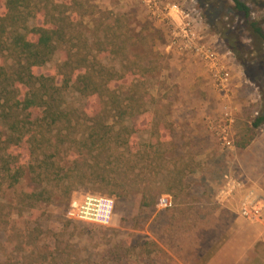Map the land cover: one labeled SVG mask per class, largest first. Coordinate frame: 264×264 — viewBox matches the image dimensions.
<instances>
[{
	"label": "rangeland",
	"instance_id": "obj_1",
	"mask_svg": "<svg viewBox=\"0 0 264 264\" xmlns=\"http://www.w3.org/2000/svg\"><path fill=\"white\" fill-rule=\"evenodd\" d=\"M84 1L95 5L94 14L86 17L83 24L90 42L95 33L101 32L96 23L103 13L123 16L129 36H134L130 44L137 41L132 47L142 63L158 61L156 76L146 74L147 91L153 97L148 110L126 120V124L140 128L135 138L139 148L107 152L93 158L79 155L74 147L68 150L66 145L61 158L64 161L78 159L76 166L81 168L78 172L83 173L84 178L74 179L79 184L69 199L61 195L60 189L48 186L55 190L53 200L42 203L33 213H21L16 208L22 191L40 189L32 175L27 174L16 189L8 188L0 175V258L10 264H40L48 255L46 264H62L59 255L71 254L74 263L112 264L109 257L112 249L127 254L129 264H199L220 246L235 244L231 240L233 231L241 228L248 229V235L254 234L257 229L252 222L242 218L246 224L239 226L236 221L240 216L238 200L228 209L215 198L227 173L241 178L250 190L264 194V124L257 128L254 140L244 149L225 146L221 136L227 128L230 137L237 140L240 128L251 124L264 110V66L255 59L247 71L227 43L226 37L231 33L247 48L256 46L249 31L242 27L240 17L231 9L232 2ZM243 1L252 7L253 15L264 18V0ZM153 4L157 6L155 9ZM174 4L194 13L198 38L204 44L214 45L222 65L232 71L230 88L223 90L218 86L206 61L197 57L192 49L181 48L180 43L169 46L173 28L181 23L174 18L176 15L169 14L181 13L170 8ZM262 25L264 27V21ZM65 56L66 50L59 48L53 60L37 72L57 73ZM103 61L119 69L123 59L111 56ZM97 101L77 91L65 92V107L75 108L80 113L91 109L92 102ZM109 117L110 123L118 120L116 116ZM118 127L119 124L116 129ZM79 128L81 135L85 126H78L75 131ZM99 170L108 176L109 185L94 182L98 179L92 176ZM178 181L183 184L174 187ZM115 185H125L129 193L119 195ZM171 187L173 192L168 193L173 197L172 207L158 206L163 193L156 204H143L145 193L150 195L155 190ZM88 194L114 199L109 224L70 218L72 204ZM31 233H34L33 242L26 244L25 236ZM135 239L140 240L139 256L133 250ZM53 250L54 257L50 255Z\"/></svg>",
	"mask_w": 264,
	"mask_h": 264
},
{
	"label": "trees",
	"instance_id": "obj_2",
	"mask_svg": "<svg viewBox=\"0 0 264 264\" xmlns=\"http://www.w3.org/2000/svg\"><path fill=\"white\" fill-rule=\"evenodd\" d=\"M230 1L231 9L240 17L242 27L249 31L256 46L249 49L239 37L229 33L226 37L229 48L247 71L255 59L264 66V18L253 15L252 7L245 1ZM205 4L209 6L208 1ZM94 12L95 5L84 0H0V175L8 188L16 189L27 174L40 186L19 194L18 207L15 206L18 212L33 213L42 203H50L55 196L54 188L60 189L62 196L71 197L79 184L74 179L81 181L84 174L78 172L81 171L76 166L78 159L61 158L66 145L68 150L74 147L79 155L93 158L139 148L135 138L140 128L126 124V120L148 110L153 97L147 91L146 74L155 75L158 61L142 63L132 47L137 41L130 44L134 36H129L123 16L103 13L96 23L101 32L95 33L90 42L83 24ZM59 48L66 50V56L57 73H38V69L53 60ZM111 56L123 59L119 69L104 63L103 59ZM68 90L98 101L92 102L91 109L84 113L67 109ZM110 115L118 120L110 123ZM263 124L264 110L251 124L240 128L235 146L248 147ZM82 125L85 128L79 135L80 128L75 129ZM92 177L101 184L110 182L100 170ZM178 184L181 186L183 181L173 186ZM48 186H53V190ZM115 187L119 195L129 193L125 185ZM172 188L145 193L143 204H156L159 195L173 192ZM33 234L25 236L26 244L33 242ZM138 244L140 240L135 239L134 252ZM140 254L139 251L137 256ZM59 257L62 264L80 263H74L71 254ZM109 257L112 264H129L124 252L111 249ZM48 259L45 255L40 264L49 263ZM0 264L10 263L0 258Z\"/></svg>",
	"mask_w": 264,
	"mask_h": 264
},
{
	"label": "built area",
	"instance_id": "obj_3",
	"mask_svg": "<svg viewBox=\"0 0 264 264\" xmlns=\"http://www.w3.org/2000/svg\"><path fill=\"white\" fill-rule=\"evenodd\" d=\"M154 5V4H153ZM152 5V8L157 6ZM173 10L180 11L175 13L180 20V24L175 26L171 32L172 38L169 46H178L186 49H192L194 54L208 64L210 72L213 74L218 86L226 90L232 84L233 75L229 67L222 65L220 54L216 47L211 44H204L202 39L198 38L197 20L193 12L186 11L174 4L170 7ZM172 14V13H169ZM231 122L232 118L228 119ZM222 140L225 146L232 148L235 146V140L230 137L227 128L222 131ZM243 193V195H241ZM216 202L227 206L237 203L238 214L245 220L252 223L264 225V194L256 193L253 189L247 188L246 183L239 177L227 173L224 176V182L216 193ZM158 206L170 208L173 206V197L170 194H163L159 197ZM114 213V199L107 196L88 194L80 202H74L69 211L72 219L88 220L102 224H109L112 221Z\"/></svg>",
	"mask_w": 264,
	"mask_h": 264
},
{
	"label": "crops",
	"instance_id": "obj_4",
	"mask_svg": "<svg viewBox=\"0 0 264 264\" xmlns=\"http://www.w3.org/2000/svg\"><path fill=\"white\" fill-rule=\"evenodd\" d=\"M172 15L176 14L172 13ZM231 206L235 205L228 204L224 207L231 209ZM236 221L239 226L246 224L240 216L236 218ZM253 224L257 229L254 234L248 232L251 234L248 235L246 232L248 229L244 231L240 228L237 231H233L231 240L235 244L231 243L228 245L227 243L220 246L204 257L199 264H264V225Z\"/></svg>",
	"mask_w": 264,
	"mask_h": 264
}]
</instances>
